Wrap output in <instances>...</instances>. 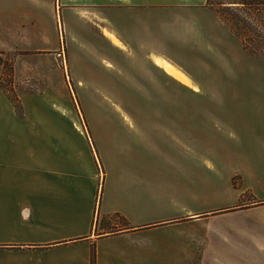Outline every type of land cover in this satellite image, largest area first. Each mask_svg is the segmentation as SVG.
Instances as JSON below:
<instances>
[{
    "label": "crops",
    "instance_id": "crops-1",
    "mask_svg": "<svg viewBox=\"0 0 264 264\" xmlns=\"http://www.w3.org/2000/svg\"><path fill=\"white\" fill-rule=\"evenodd\" d=\"M58 11L74 23L75 54L97 62L81 66L94 77L73 85L79 93H155L161 72L187 93L242 96L255 79L238 70L251 57L208 0H0V44L14 18L23 30L29 15ZM8 93L0 88V264H91L93 250L96 264L236 259L206 242L221 230H191L206 218L190 206L237 207L251 191L263 204L250 209L264 210V105H149L89 133L39 93L18 95L19 116Z\"/></svg>",
    "mask_w": 264,
    "mask_h": 264
},
{
    "label": "rangeland",
    "instance_id": "rangeland-1",
    "mask_svg": "<svg viewBox=\"0 0 264 264\" xmlns=\"http://www.w3.org/2000/svg\"><path fill=\"white\" fill-rule=\"evenodd\" d=\"M210 1L222 13L220 16L246 38L251 50L247 52L251 59L238 57V70L252 72L255 77L245 95L187 93L161 72L158 73L155 93H79L76 89L80 88H74L78 81H91L94 77V73L85 72L81 66L94 60L92 55L75 54L70 41L74 23L66 11L29 15L23 30L14 18L13 26L8 30L12 36L7 41L3 40L10 43L0 44V88L9 92L12 98H19L20 93L41 94V105H54L63 117L81 122L89 133H100L104 119L141 113L144 110L140 108H148L149 105L168 108L167 105H264V57H261L264 53V0H244L247 3L244 6L229 4L233 0ZM41 25L46 37L44 46L41 45ZM74 30L78 32V38H85L84 32ZM22 36L28 39L29 44H25ZM59 41L60 49L51 51L54 46H59ZM173 63L187 73L199 72L200 63ZM100 73L104 71L100 69ZM17 106V114L24 116L23 105ZM146 112L154 117L166 116L167 113L175 116L177 110L152 109ZM203 197L210 195L204 194ZM254 200L253 193L246 191L237 207H215L216 210H212L214 207L210 205H191V212L203 211L205 213L201 217L206 218L198 226H191V230H221V233H214L215 237L206 238V242L221 243V252L226 253L223 256L227 258H223L224 261L229 260V252L232 251L230 254L236 255L235 264H264V210L250 209L260 205ZM223 214L228 216H218Z\"/></svg>",
    "mask_w": 264,
    "mask_h": 264
},
{
    "label": "trees",
    "instance_id": "trees-1",
    "mask_svg": "<svg viewBox=\"0 0 264 264\" xmlns=\"http://www.w3.org/2000/svg\"><path fill=\"white\" fill-rule=\"evenodd\" d=\"M260 1V0H259ZM229 4H231V5H237V6H240V5H242V6H244L245 4H247V3H245L244 2V0H233V1H231V2H229ZM208 5L218 14V15H221L222 13L218 10V9H215L214 7H213V5L211 4V1L210 0H208ZM230 27H231V31L233 32V33H235V34H237L240 38H241V40H242V43H243V48H244V50L246 51V52H248V53H250L251 52V50H250V48H249V45L246 43L247 42V40H246V38L239 32V31H237L234 27H233V25L231 24L230 25ZM261 57H264V53L263 54H261ZM9 97H10V95H9ZM11 98V101L13 102V104L15 105V109L18 111V104L19 105H21V102H20V100H19V98H17V97H15V98H12V97H10ZM259 204H263V203H259ZM91 264H96V253H95V250H93V252H92V256H91Z\"/></svg>",
    "mask_w": 264,
    "mask_h": 264
}]
</instances>
